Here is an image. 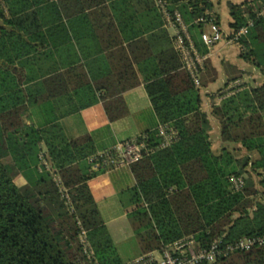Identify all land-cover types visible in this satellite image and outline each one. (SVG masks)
Listing matches in <instances>:
<instances>
[{
    "label": "trees",
    "instance_id": "trees-1",
    "mask_svg": "<svg viewBox=\"0 0 264 264\" xmlns=\"http://www.w3.org/2000/svg\"><path fill=\"white\" fill-rule=\"evenodd\" d=\"M229 6L231 35L253 23L238 45L242 58L264 72V0ZM168 9L181 12L209 54L202 28L208 19L219 23L214 2L168 0ZM165 25L156 0H0V264H125L88 183L98 173L90 159L100 151L83 111L102 97L114 119L112 106L125 102L120 94L141 83L135 62L144 57L128 52L135 45L150 55L161 47L163 75L146 91L160 123L179 130L165 148H157L159 129L136 137L151 150L131 166L145 200L130 214L142 253L190 236L206 248L215 239L264 236V81L245 82L248 71L228 64V84L212 97L221 102L206 110L204 88L218 81L219 70L208 59L197 87ZM237 80L244 84L231 87ZM235 178L243 179L239 189ZM78 220L94 260L85 254ZM216 264H264V244Z\"/></svg>",
    "mask_w": 264,
    "mask_h": 264
},
{
    "label": "crops",
    "instance_id": "crops-1",
    "mask_svg": "<svg viewBox=\"0 0 264 264\" xmlns=\"http://www.w3.org/2000/svg\"><path fill=\"white\" fill-rule=\"evenodd\" d=\"M212 1L219 13L218 24L224 34L229 36L232 32L229 2L243 3L247 0ZM165 27L168 29L170 37L175 40L176 31L167 25ZM113 40L115 39L106 40V44ZM124 44L127 46V41ZM160 49L161 47L156 44L155 52L157 53ZM128 52L131 58L134 55L144 57L135 62L141 81L140 85L120 94L125 102L116 103L114 107L112 106L111 113L114 119L111 118V114L105 105L109 99L102 97L99 103L83 111L86 130L91 134L94 144L99 147V151L112 147L120 141L136 138L147 131L159 129L161 125L146 91V84L163 75L159 59L156 53L150 55L151 49L148 50L145 46L135 45ZM241 52V47L238 44L228 45L224 41L209 51V60L213 62L220 74L217 82H212L204 88L203 107L206 110H210L213 102H221L220 96L215 97L214 100L212 97L228 84L229 77L226 69L228 64L248 71V75L244 77L245 82L257 77L256 69L253 70L252 65L242 58ZM144 54L146 56H143ZM100 94L106 93L101 92ZM77 134L79 135V133ZM220 135V128L215 125L212 138L217 150L223 144ZM88 183L97 202L99 215L106 223L123 262L127 264L144 256L141 243L135 235L130 221V214L145 206L143 194L132 168L121 166L99 171ZM156 255L157 257L161 256L160 252H156Z\"/></svg>",
    "mask_w": 264,
    "mask_h": 264
},
{
    "label": "built area",
    "instance_id": "built-area-1",
    "mask_svg": "<svg viewBox=\"0 0 264 264\" xmlns=\"http://www.w3.org/2000/svg\"><path fill=\"white\" fill-rule=\"evenodd\" d=\"M156 1L160 11L164 15L166 25L176 31L174 43L181 55L185 68L192 75L197 87H201V74L206 69L209 54H203L199 50L192 37L189 25L183 18L181 12L171 13L168 9V0ZM262 14H264V11H262ZM203 21L204 18L198 20V22ZM206 22H208L207 25L202 28V38L209 50L223 41L228 45L238 44L240 39L249 32V26L253 24L251 22L249 26H243L233 35L226 36L214 19H208ZM243 84V80H237L233 82L231 87H239ZM159 130L161 142L157 148L168 147L179 137V130L176 125L161 124ZM150 152L151 150L147 148L145 142H141L137 138L120 141L109 149L100 151L91 157L90 161L93 164L92 170L99 172L121 166L131 167ZM44 156L45 154H42L43 161L48 165ZM57 181L61 189L62 197L67 201L72 211L75 212L69 189L60 178ZM243 183L242 178L234 179V184L238 189L241 188ZM78 223L81 227L80 240L85 254L90 260H94L95 252L88 240V231L83 227L80 220H78ZM261 244H264V236L257 238L249 236L228 243H223L221 240L215 239L206 248L204 245L197 244L195 236H190L164 248L160 252V257H157L156 252H150L127 264H216L220 259L229 256L237 250H248L253 246ZM190 249H193V251L190 252Z\"/></svg>",
    "mask_w": 264,
    "mask_h": 264
},
{
    "label": "rangeland",
    "instance_id": "rangeland-1",
    "mask_svg": "<svg viewBox=\"0 0 264 264\" xmlns=\"http://www.w3.org/2000/svg\"><path fill=\"white\" fill-rule=\"evenodd\" d=\"M252 69L255 70L256 69V72H257V77L256 78H252L251 81L249 82H252V83H262L264 81V72H262L260 69L256 68V67H253L252 66ZM248 82V81H247ZM217 139V138H216Z\"/></svg>",
    "mask_w": 264,
    "mask_h": 264
}]
</instances>
